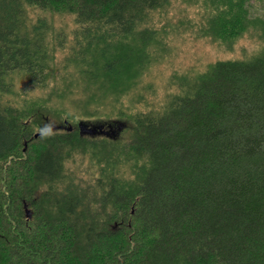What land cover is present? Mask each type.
<instances>
[{
    "label": "trees",
    "instance_id": "trees-1",
    "mask_svg": "<svg viewBox=\"0 0 264 264\" xmlns=\"http://www.w3.org/2000/svg\"><path fill=\"white\" fill-rule=\"evenodd\" d=\"M254 2L0 0V264H264ZM187 30L259 45L179 72Z\"/></svg>",
    "mask_w": 264,
    "mask_h": 264
},
{
    "label": "rangeland",
    "instance_id": "rangeland-1",
    "mask_svg": "<svg viewBox=\"0 0 264 264\" xmlns=\"http://www.w3.org/2000/svg\"><path fill=\"white\" fill-rule=\"evenodd\" d=\"M172 6L174 11L169 10L168 16H172L173 12L175 13L185 8V11L183 12L184 15L186 14L191 19L196 17L195 9L192 7L188 8L184 4L180 5L179 2L175 1H172ZM250 12L252 16H259L264 20V4H259L256 2L252 3L250 6ZM175 15L178 14L175 13ZM168 40H170V48L168 53H171L172 62L176 65V68L179 72L183 67H188L196 61L206 63L207 61L215 58H221L225 56L235 57L239 55L241 47H244L245 50L251 51L255 47L257 48V46L259 45V42L257 40L249 39L245 36L239 40L238 44L233 47V50L231 52H228L222 48H215L214 46L208 44L206 40H196L191 36L188 30L177 33L175 36L171 34ZM160 66L163 67V63H161ZM157 93H161V90L158 87ZM116 127L117 126L106 125H102L101 127H99V124H96L94 126H87L88 129H95L96 132H102L103 135L106 134L107 136L112 138L122 136L124 133L122 127L120 129Z\"/></svg>",
    "mask_w": 264,
    "mask_h": 264
},
{
    "label": "flooded vegetation",
    "instance_id": "flooded-vegetation-1",
    "mask_svg": "<svg viewBox=\"0 0 264 264\" xmlns=\"http://www.w3.org/2000/svg\"><path fill=\"white\" fill-rule=\"evenodd\" d=\"M86 130H88L89 133H91V134H93V133L95 132V129H92V128H89V129H88V128L86 127L85 131H86ZM101 134L103 135L102 132H101ZM105 135H106V134H105Z\"/></svg>",
    "mask_w": 264,
    "mask_h": 264
},
{
    "label": "water",
    "instance_id": "water-1",
    "mask_svg": "<svg viewBox=\"0 0 264 264\" xmlns=\"http://www.w3.org/2000/svg\"><path fill=\"white\" fill-rule=\"evenodd\" d=\"M69 129V128H68ZM25 145V144H24ZM26 215H27V217H30V215H29V213H28V211H26Z\"/></svg>",
    "mask_w": 264,
    "mask_h": 264
}]
</instances>
